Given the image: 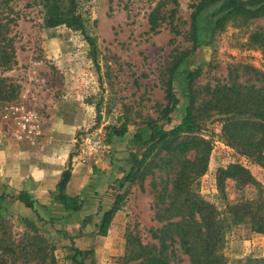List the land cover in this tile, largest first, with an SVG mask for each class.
Instances as JSON below:
<instances>
[{
	"label": "rangeland",
	"instance_id": "1",
	"mask_svg": "<svg viewBox=\"0 0 264 264\" xmlns=\"http://www.w3.org/2000/svg\"><path fill=\"white\" fill-rule=\"evenodd\" d=\"M87 1L88 32L96 44L95 53L79 31L64 26L46 28L39 0H0L1 24L7 25L0 34L4 33V43L9 40L12 45L10 63L0 66V78L6 80L0 114L10 105L23 104L41 115L42 137L25 143L35 150L29 157L37 168L43 167L51 176L88 158L87 139L103 141L108 147V167L116 173L105 195L122 196L118 211L103 237L96 220L86 221L79 236L68 237L26 208L22 202L33 205L23 192L14 193V188L0 184V194L7 196L4 221L15 242L34 229L50 238L56 264H133L123 260L127 234H136L144 245L157 244L151 234L164 222L156 220V213L168 201L160 205L157 197L171 188L176 160L168 165L170 157L155 146L141 164L147 146L130 142L137 129L151 120L165 131L180 123L189 106L188 74H193L192 113L198 127L194 135L211 143L207 169L190 183L189 190L222 216L228 204L253 198L256 186L226 180L220 193L216 185L219 169L239 164L264 189L260 163L240 156L222 138V122L231 117L210 112L207 117L206 109L200 108L206 102V87L225 82L233 67L248 66L264 73V47L250 40L255 33L264 39V18L245 19L229 13V8L220 9L227 0H218L196 16L193 38L190 16L199 0ZM154 9L158 10V26L150 30L148 18ZM185 53L186 58L172 72ZM238 75L240 81L247 79ZM168 81L177 104L165 117ZM53 124L71 130L52 132ZM121 124L127 133L113 145L108 133ZM3 126L4 136L10 139L5 121ZM262 152L264 156V147ZM192 154L184 156L188 159ZM220 253L225 264H264V234L234 226L224 234Z\"/></svg>",
	"mask_w": 264,
	"mask_h": 264
},
{
	"label": "trees",
	"instance_id": "2",
	"mask_svg": "<svg viewBox=\"0 0 264 264\" xmlns=\"http://www.w3.org/2000/svg\"><path fill=\"white\" fill-rule=\"evenodd\" d=\"M218 0H199L194 12L190 16L193 38H195V20L208 6ZM173 3H176L173 0ZM42 8L44 26L48 29L64 26L73 31H79L84 40L95 53L96 44L88 32L90 23V7L87 0H39ZM247 6H250L248 8ZM229 13L245 16V19L264 18V0L251 3L239 0H227ZM157 9L148 18L150 30L158 26ZM1 24L0 31L6 28ZM4 33L0 34V66H6L12 58V48L9 40L3 42ZM250 40L264 47V39L260 34H253ZM194 43V42H193ZM11 45V46H10ZM9 50V51H8ZM186 53L171 69L174 72L180 62L186 58ZM247 78L240 81L238 74ZM193 74H188L190 98L189 106L185 109V116L180 123L169 131L163 130L155 121L146 122L140 126L132 137L131 145L147 146L146 155L142 157L144 164L153 147L157 146L170 157L168 165L175 161L176 171L171 182V188L163 196L158 195V204H164L158 209L156 220L164 222L163 226L151 234L157 244L144 245L136 234H127L124 262L133 264H225L220 253L223 247L224 234L234 226H244L247 230L264 234V189L256 184L250 173L239 164L228 165L219 169L216 175V185L220 193L226 180L234 181L238 186L252 184L256 186V195L251 199H240L226 206L221 216L216 209L189 190L190 183L202 176L206 169L211 143L194 135L197 130L193 107L195 97L191 87ZM6 80L0 78L1 93L6 88ZM165 99L167 101L163 115L167 117L175 108L177 100L170 88V81L166 84ZM200 108L209 112L229 116L221 125V135L226 144L240 156L259 162L264 169V73L248 66H236L230 71L228 79L213 88L206 87V102ZM127 133L125 125L113 128L108 137L122 138ZM193 151L191 158L184 156ZM183 158L180 159L176 156ZM69 169L64 170L55 190L50 193L51 203H56L65 211L80 210L81 203L77 197H69L64 190L70 179ZM129 175L126 177L128 178ZM7 196L0 194V264L30 263L56 264L53 256L54 243L50 238L41 236L38 232L23 233L22 239L15 242L4 218L8 215L4 200ZM121 195L114 199L112 207L103 214L99 226V233L104 236L110 221L117 213ZM26 208L32 209L27 202H22ZM157 206V204H156ZM63 237L60 232L57 234ZM40 254H42L40 256ZM7 260H5V258ZM252 260H247V263ZM83 264V263H78Z\"/></svg>",
	"mask_w": 264,
	"mask_h": 264
},
{
	"label": "crops",
	"instance_id": "3",
	"mask_svg": "<svg viewBox=\"0 0 264 264\" xmlns=\"http://www.w3.org/2000/svg\"><path fill=\"white\" fill-rule=\"evenodd\" d=\"M3 124V115L0 114V184L14 188V193L23 192L39 219L53 223L56 229H62L68 237L79 236L86 221L101 222L103 214L111 209L117 196L105 195V189L116 179L115 169L108 167V158L88 157L83 163L72 165L64 192L69 197H77L81 208L76 212L65 211L60 205L51 203L50 199V193L55 190L63 170L51 176L42 170L43 167L37 168L34 159L29 157L35 150L28 143L15 142L4 136ZM61 128L65 127L53 124L51 129L52 132L60 133L71 130L69 128L65 131ZM119 139L109 138L113 145ZM74 241L79 245L77 239ZM109 249L111 251V247Z\"/></svg>",
	"mask_w": 264,
	"mask_h": 264
},
{
	"label": "built area",
	"instance_id": "4",
	"mask_svg": "<svg viewBox=\"0 0 264 264\" xmlns=\"http://www.w3.org/2000/svg\"><path fill=\"white\" fill-rule=\"evenodd\" d=\"M3 119L7 124L8 134L15 142H35L42 137L43 119L34 109L23 104H13L6 108ZM87 156H107V146L101 140L87 139Z\"/></svg>",
	"mask_w": 264,
	"mask_h": 264
}]
</instances>
